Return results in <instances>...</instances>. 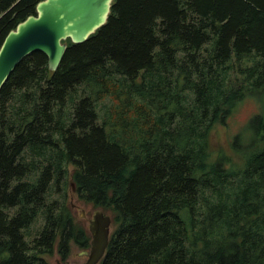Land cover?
I'll list each match as a JSON object with an SVG mask.
<instances>
[{
  "label": "trees",
  "instance_id": "obj_1",
  "mask_svg": "<svg viewBox=\"0 0 264 264\" xmlns=\"http://www.w3.org/2000/svg\"><path fill=\"white\" fill-rule=\"evenodd\" d=\"M39 1L0 0V46ZM64 42L56 70L33 51L0 89V264L90 247L69 180L111 212L98 264H264V114L233 136L241 167L208 148L264 92V0H111Z\"/></svg>",
  "mask_w": 264,
  "mask_h": 264
},
{
  "label": "water",
  "instance_id": "obj_2",
  "mask_svg": "<svg viewBox=\"0 0 264 264\" xmlns=\"http://www.w3.org/2000/svg\"><path fill=\"white\" fill-rule=\"evenodd\" d=\"M111 0H41L36 15H29L11 29L0 46V89L17 64L33 51L48 58V68H58L65 49L64 40L80 43L107 19ZM74 188V187H73ZM112 219L95 210L89 219L90 247L81 264H98L105 253ZM61 264H70L64 261Z\"/></svg>",
  "mask_w": 264,
  "mask_h": 264
},
{
  "label": "rangeland",
  "instance_id": "obj_3",
  "mask_svg": "<svg viewBox=\"0 0 264 264\" xmlns=\"http://www.w3.org/2000/svg\"><path fill=\"white\" fill-rule=\"evenodd\" d=\"M264 114V92L258 96L245 97L229 115L225 123H216L211 128L208 135V148L210 151V159H216L223 154L229 158L227 167H241L244 162V155L246 152L237 151L232 146L233 136L240 131L247 120L254 114ZM248 139V136L244 138ZM72 168H69L71 172ZM67 195V203L72 206L74 217L80 225L88 230L89 219L95 210H102L105 215H111L109 210L93 207L90 203H86L78 198L76 191L70 186V180L65 188ZM113 225H110V232ZM83 250L72 244L70 254L66 259L70 264H80L86 261L87 256L82 253ZM45 259L50 264H61L65 260H61L57 252L52 255H44Z\"/></svg>",
  "mask_w": 264,
  "mask_h": 264
},
{
  "label": "flooded vegetation",
  "instance_id": "obj_4",
  "mask_svg": "<svg viewBox=\"0 0 264 264\" xmlns=\"http://www.w3.org/2000/svg\"><path fill=\"white\" fill-rule=\"evenodd\" d=\"M84 250H87V249H83V251H84ZM66 261H67V260H66ZM80 264H81V263H80Z\"/></svg>",
  "mask_w": 264,
  "mask_h": 264
}]
</instances>
